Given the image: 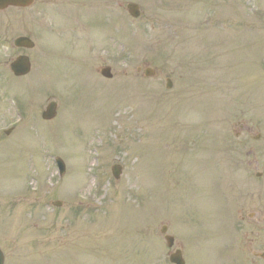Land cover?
Returning <instances> with one entry per match:
<instances>
[{
    "label": "rangeland",
    "instance_id": "1",
    "mask_svg": "<svg viewBox=\"0 0 264 264\" xmlns=\"http://www.w3.org/2000/svg\"><path fill=\"white\" fill-rule=\"evenodd\" d=\"M75 1L37 0L29 10L0 13L5 264H170L160 228L168 226L175 249H183L187 170L194 169L191 159L203 140L219 149L227 135L222 127L232 133L223 121L242 110L264 136V0H94L88 10ZM129 3L140 6L138 20L126 12ZM26 35L36 48L15 49L14 41ZM22 54L34 67L17 81L9 65ZM107 66L111 81L98 74ZM140 67L157 76L144 79ZM51 101L58 116L48 123L41 115ZM206 155L232 184L236 176L221 167L233 162ZM261 155L262 177L253 175L252 183L264 211ZM57 157L66 164L63 177ZM116 164L123 167L119 181L112 175ZM200 183L193 199L201 197ZM203 184L210 193L223 187L217 179ZM55 201L63 208L53 207ZM233 227L230 222L236 233L230 247L225 237L216 254L205 256L209 247L203 246L205 264H242L236 249L246 242L245 231ZM253 238L255 251L263 252L264 224Z\"/></svg>",
    "mask_w": 264,
    "mask_h": 264
},
{
    "label": "flooded vegetation",
    "instance_id": "2",
    "mask_svg": "<svg viewBox=\"0 0 264 264\" xmlns=\"http://www.w3.org/2000/svg\"><path fill=\"white\" fill-rule=\"evenodd\" d=\"M91 1L94 0H77V3L81 7L88 8ZM11 9L5 12H9ZM248 115L249 110H242L239 114L233 116L232 122L229 118L223 121V123L231 124L233 133L223 138L224 140L221 142L219 149H217L216 145H207V140L203 142L204 149L201 154H203L202 158L205 163L211 162L210 159H213V156L207 158L206 154L209 153H213L216 159H220L225 163L233 162L230 166L221 167V169L236 177L232 184L228 185L227 183V186L232 187L230 202L219 199L210 200V198L187 200L185 221L189 227V231L186 232L188 258L190 256L193 257L188 260L189 264H201L200 254L203 253L202 248L204 245L208 244V250L217 249L218 241L221 239V232L217 230L218 222L223 218L224 212L228 219L237 218V222L240 223L239 226L245 231L246 242H243L241 249L243 258L246 259L247 255L246 261L248 262V257L252 256L250 259L251 264H256V259L261 260L257 258V253L259 252L255 251V239L250 238L251 236L255 237L256 226L264 224V213L260 205L261 197L256 198L254 184L252 183L253 175L258 176L259 179L262 177L259 173L260 162L257 159L261 158V154L264 152V137L261 134H255V129L259 128L260 125L252 119H245ZM222 129H225L224 126ZM230 136L232 138H229ZM251 159L253 161H249ZM220 160H217V162L221 163ZM201 163L200 169L204 171L218 172L220 169V167L215 166H204L203 160ZM209 224L212 232L208 230ZM245 243L247 244L246 246ZM183 249H185V245Z\"/></svg>",
    "mask_w": 264,
    "mask_h": 264
},
{
    "label": "water",
    "instance_id": "3",
    "mask_svg": "<svg viewBox=\"0 0 264 264\" xmlns=\"http://www.w3.org/2000/svg\"><path fill=\"white\" fill-rule=\"evenodd\" d=\"M33 4V0H0V10L6 9L9 6H15V7H29ZM128 11L130 15L133 18H139L140 17V10L139 6L135 4H129L128 5ZM15 46L18 48H26V49H32L34 48V44L31 40L28 38H19L15 42ZM11 70L15 74V76L20 77V76H25L29 74L31 71V64L29 61V58L27 57H19L15 62L12 63L11 65ZM152 72L150 70L146 71V76H151ZM102 75H104L106 78L111 79V70L109 68L103 69L102 70ZM168 88H171V85L168 86ZM57 114V105L55 103L50 104L48 107L47 111L43 113V119L45 120H52L56 117ZM59 167L62 170V173H65V164L62 160H58ZM121 168L119 166H115L113 168V174L116 177V179H119L121 176ZM62 174V175H63ZM56 207H61L62 203L56 202L53 204ZM167 241L169 242V247L172 246V241L173 239L167 238ZM171 262L174 264H184L181 254L176 253L172 255L171 257ZM0 264H4V257L0 251Z\"/></svg>",
    "mask_w": 264,
    "mask_h": 264
}]
</instances>
